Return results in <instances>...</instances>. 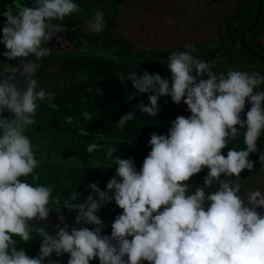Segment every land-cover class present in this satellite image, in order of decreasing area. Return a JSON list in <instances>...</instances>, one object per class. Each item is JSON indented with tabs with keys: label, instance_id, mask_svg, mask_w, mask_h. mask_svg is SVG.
<instances>
[{
	"label": "clouds",
	"instance_id": "obj_1",
	"mask_svg": "<svg viewBox=\"0 0 264 264\" xmlns=\"http://www.w3.org/2000/svg\"><path fill=\"white\" fill-rule=\"evenodd\" d=\"M36 3L33 7L14 0L3 12L0 43L5 51L0 56L5 60L50 56L51 49L42 44L66 28L52 21L62 22L81 11L74 0ZM104 28L98 12L92 31L99 34ZM184 47L186 51L174 50L168 56L167 78L130 72L127 79L136 91L127 100L147 94L148 104L139 102V111L156 117L158 100L167 96L175 104L183 102L190 115L177 116L166 134L151 133L150 151L138 171L133 158L117 155L115 175L105 190L96 182L88 184L97 198L90 193L83 203H72L80 195L76 190L67 198H53V186L39 183L35 171L43 157L37 158L40 144L33 143L28 131L37 124L38 102L50 101L55 94L37 91L34 78H28L25 87L17 65H6L0 72V264H59L64 253L70 257L67 264H264V193L246 187L241 177L253 172L257 163L264 164V150L258 147L264 135V75L235 68L217 73L212 63L194 55L195 45ZM37 68L33 62L29 71L34 74ZM134 115H122L117 127L122 130ZM65 120L73 123L72 116ZM240 136L245 147H229ZM101 147L89 143L86 152ZM116 152V147H108L106 159ZM202 172V183L194 185L193 177ZM242 189L246 201L239 194ZM61 199L69 211L78 210L77 224L92 227L69 229L61 213L57 218L64 226H55V236L36 228L47 221L50 200ZM112 202L122 211L107 235L103 230L108 225L97 213ZM33 231L43 237L37 256L18 248L21 241L32 239Z\"/></svg>",
	"mask_w": 264,
	"mask_h": 264
},
{
	"label": "rangeland",
	"instance_id": "obj_2",
	"mask_svg": "<svg viewBox=\"0 0 264 264\" xmlns=\"http://www.w3.org/2000/svg\"><path fill=\"white\" fill-rule=\"evenodd\" d=\"M74 2L80 5V12L66 17L62 22L52 21L54 24L62 23L66 28L55 33L59 45L49 47L51 49L50 56L41 60H36L34 56H29L26 59L5 60L4 57L0 56V72L5 70L6 65H17L24 73L19 77L20 80L25 83L28 78L36 79L37 76H41L43 81L47 83L46 86L50 82L53 83L52 89H50L52 92L59 91L63 84L73 88L75 79L77 82L81 81V74L87 77L91 73V77L99 78L101 83L92 80L97 88L93 94V99L97 101V106L106 105V109L96 107L101 109L105 116L99 118V126L90 127L82 124L85 129L93 134H104L108 138L121 136L128 139L142 138L148 140L153 132L166 134L170 122L176 117L172 116L167 108L160 103H158L160 111L156 117L141 113L138 104L141 101L145 105L148 104L147 94L134 95L131 101L127 100L128 95L134 94L136 91L132 88L127 75L135 71L139 77L144 71H148L150 74L158 73L162 78L169 77L170 73L166 68L168 56L174 50L186 51L187 49L184 47L186 44L195 45L196 52L194 55L212 63L214 65L213 71L217 73L235 68L249 71V73L258 71L264 75V61L259 57L260 53L264 55V0L258 23L245 36L248 49L250 50V45L254 48L252 53L249 50H243V52L240 46L230 44V31L237 32L252 27L257 10L255 0H74ZM36 6L38 5L36 4ZM85 8L87 13L92 12L91 16L80 19ZM98 12L103 14L105 24L104 31L99 34L92 31L95 15ZM74 15L77 18L70 20L69 18L75 17ZM2 27L3 20L0 22V29ZM43 46H47V43L42 44ZM3 51H5L4 45L0 43V52ZM115 55L133 59L130 58L127 61L123 59L121 63H117L116 60L110 59ZM33 62L38 65L34 74L29 71V66ZM120 67L121 70H119ZM117 75H120L122 83L129 88L126 85L117 84ZM105 83L109 85V91ZM88 87L93 88L94 85L90 83ZM88 87L86 85V88ZM66 90L64 89V94ZM65 95V99L61 98L63 102L79 100L82 103L81 107L69 111L72 116H76L77 112L83 111L85 108L87 109L90 101L88 97L79 95L77 99H74L73 96ZM84 97L85 99H83ZM62 101H60L61 104ZM108 101L110 102L107 103ZM45 102L50 101L46 99ZM48 107L51 110L48 114H54L56 110H53L50 105ZM96 108L92 106L93 111ZM129 112H133L135 115L133 120L125 122L124 129L119 128L118 131H110L106 127L105 124L110 123L114 115L120 118ZM71 114L65 116L68 117ZM101 124L103 125L101 126ZM73 125H75L74 122L70 125L72 132L73 127H75ZM258 147L264 150V141ZM250 158L256 160L257 156L253 155ZM143 159L134 158L133 162L135 164L139 161L142 164ZM54 160L61 165L76 167H84L92 162L90 158L78 160L57 157ZM204 175L205 173L202 172L193 178L192 183L194 185L202 183ZM241 177L242 183L246 187L260 188L264 193V164L257 163L253 172L246 171L241 174ZM239 194L245 201L247 200V193L244 189ZM121 211L114 202L106 203L99 210L97 215L108 225L103 230V234L110 235L111 222ZM77 214L78 210L72 211V220L77 228L92 227L91 225H84L83 221L77 224ZM14 239L19 240V237H14ZM20 245L25 249L30 247L31 249H29L33 251L29 242L21 241ZM29 255L34 256V253ZM91 264H96L95 260Z\"/></svg>",
	"mask_w": 264,
	"mask_h": 264
},
{
	"label": "trees",
	"instance_id": "obj_3",
	"mask_svg": "<svg viewBox=\"0 0 264 264\" xmlns=\"http://www.w3.org/2000/svg\"><path fill=\"white\" fill-rule=\"evenodd\" d=\"M19 2L25 3L28 6L33 5L34 7L37 4L36 0H19ZM255 3L257 6L256 1ZM13 4H14V0H0V19L1 20H4L3 12L6 11L7 8L9 6H12ZM91 13H87L86 8H85V12L82 14V18L80 19L86 18L87 16H91ZM74 16L75 17H71L69 19L74 20V18H77L76 15ZM248 33H249L248 29L240 30L237 32L230 31V34H231L230 44L240 46L242 51L249 50L247 44L245 43V36ZM0 36H2V33H0ZM130 58L131 57L125 58V57H121L117 55L113 56L112 58L110 57V59L116 60L117 63L118 62L121 63L123 59L124 61H127ZM134 60L139 61L137 59H134ZM121 69L122 68L120 67L119 70ZM91 76H92L91 73L87 77H84L81 74L80 75L81 81L77 82V80L75 79L74 81L75 85L73 88L71 86L69 87L68 85L65 86V84H63L61 85V89L55 92H52L50 90L52 89V86H53L52 82H50L49 85L46 86L47 83L43 81L41 76H37L36 78L37 79V89H36L37 91L40 88H44L46 92H52L55 94L54 98L50 100V102L48 103H46L45 101L38 102L40 107L38 108L37 115H36L37 124L35 126H30L31 128L28 131V135L32 138L33 143L40 144V148L37 153V158L40 159L41 157H43L42 165L38 169L35 170L36 173L39 175V183L48 184V185L53 186V198H59L61 196L64 198H67L73 190L80 192V195L77 198L87 197V195L90 193L93 196H96V194L92 193V190L88 188V184L96 182L98 183V186L101 189V191H104L108 180L112 176L115 175L116 166L114 165V158L117 155H119L120 158L122 159H127L130 157L133 159L134 158L143 159L142 156H146L147 153L150 151V146L148 145V141H149L148 139H144V140L143 139H128V138H123L121 136L119 137L116 136L117 138L116 137L108 138L104 134H99V135H96L97 133L93 134L89 132L88 129H85L83 127V125H86V126L89 125L90 127L97 126V125L99 126L100 125V123L98 122L99 118L101 119L102 117L105 116V113L101 112L102 111L101 109L105 108L106 105L104 106L98 105L99 107H101V109H98L96 108L98 107L97 106L98 103L97 101H95V99H93L94 97L93 94L95 93V91H97L96 90L97 88H96L95 83L92 82V80L94 79L95 81H98V83H101L102 81L97 77L93 78ZM76 77H77V74H76ZM90 83L94 85L93 88L88 87L90 86ZM117 84L119 85L123 84L124 86L126 85L122 83V79L120 75H117ZM86 85L88 88H86ZM105 86H107L108 91H109V88H110L109 85L106 84ZM45 87H48V88H45ZM64 89H67L65 94H67L69 97L73 96L74 99H77L79 95H84L85 97H88L90 101L87 105V109L85 108V105H83L84 108L88 111L84 109L83 111L77 112L76 116H72V114L69 113V111L76 107H81L82 103L79 100L63 102L61 98L63 99L66 98V95L64 94L65 92ZM85 97L83 99H85ZM60 101L63 102L62 103L63 106L60 103ZM110 101H108L107 103H109ZM158 103L162 104L159 101ZM50 104L56 105V107L53 108V110H56V111H54V114L52 115L50 113L51 116L48 114V112L51 111L50 108L48 107V105ZM92 106H94V108H96L97 110L95 109L93 111ZM98 110L100 114L97 113ZM85 112L91 116L90 120L85 119L83 115V113ZM169 113L172 116H174L170 111ZM67 114H71V116L73 117V122L75 123V125H73L75 126L73 127V132L71 129L72 126L67 124L65 120V118L67 117L65 115ZM5 115H7V113H5ZM108 119H110V117H108ZM119 119H120L119 117L114 115L113 120H111L110 123L105 124L106 127L110 131H116V130L118 131L119 128L117 127V123H115V121H119ZM102 125L103 124H101V126ZM261 138L262 140L258 141V145L262 141H264V135H262ZM89 143H98L102 147L98 151L88 154L86 152V147ZM108 147L117 148V152L113 154V159H106L105 157V152ZM57 157H66V158H72V159H78V160L90 158L92 162L91 164L89 163L87 166H84V167L67 166V165L58 164L54 160ZM141 165H142L141 162L135 163L137 171L139 170ZM27 179L31 181V177ZM28 242L33 247V251L30 250L31 249L30 247H28L27 249L25 248L24 249L26 250L28 255L30 253L31 255L34 253V256H36L35 246H36L37 239L34 238V236H32V239ZM20 247L21 245L19 244L18 248Z\"/></svg>",
	"mask_w": 264,
	"mask_h": 264
},
{
	"label": "water",
	"instance_id": "obj_4",
	"mask_svg": "<svg viewBox=\"0 0 264 264\" xmlns=\"http://www.w3.org/2000/svg\"><path fill=\"white\" fill-rule=\"evenodd\" d=\"M257 2V10H256V15H255V21L252 25V27L249 30H251L257 23L259 20V16L261 13V10L263 8V0H255ZM54 40V37L51 38V43ZM51 45V44H50ZM27 86V83H26ZM264 90V89H262ZM159 102H161L175 117L179 116V115H184V116H188L190 115V112L187 110V106L185 104H183V102H181L179 105L175 104L171 101L170 97H161L159 100ZM250 107V105L246 106L245 111H247V108ZM243 131V130H242ZM262 140V138L260 137V139L258 141ZM229 147H237L239 148H243L245 147L243 145V137L240 136L238 137V139L236 141H233L232 143L229 144ZM224 154L226 155V151L227 149L223 150ZM111 194V193H110ZM94 199L97 198L96 196H93ZM86 197L83 198H77L76 201L72 202V203H83L85 201ZM57 205V209L56 210H51L49 217L47 218V221H40L39 224L36 225L37 226H50V230L48 232L49 235L55 236L56 235V228L55 226L57 224L60 225V227H63L64 225L60 223V221L58 220V215H60L61 213L64 215V223L69 225V229L72 228L70 222H69V217H68V208L65 207L64 205V201L63 200H59V203H54ZM51 207V206H50ZM69 254L64 253L60 258H59V264H67V261L69 259ZM52 259L56 260L57 256L55 253L52 254Z\"/></svg>",
	"mask_w": 264,
	"mask_h": 264
},
{
	"label": "flooded vegetation",
	"instance_id": "obj_5",
	"mask_svg": "<svg viewBox=\"0 0 264 264\" xmlns=\"http://www.w3.org/2000/svg\"><path fill=\"white\" fill-rule=\"evenodd\" d=\"M52 37H54V40L52 41V43H51V41H49V42H47V46L48 47H52V46H54V45H59V42H57V35L54 33L53 34V36ZM51 37V38H52ZM51 40V39H50ZM51 44V45H50ZM250 52L252 53L253 51H254V48L250 45ZM262 56H264L263 54H259V57H261L260 59H262L263 61H264V57H262ZM20 81H23V80H20ZM23 83H24V81H23ZM26 83L27 82H25L24 83V86L26 87ZM142 139V138H141ZM144 140V139H143ZM143 158L145 157V156H142ZM138 160H141L140 158L138 159ZM143 162V161H142ZM136 163H140V162H136ZM199 176V175H198ZM197 177V176H196ZM193 178H195V177H193ZM50 206H51V208L53 209V210H56L57 209V205L56 204H54V203H52L51 201H50ZM72 211L73 210H71V211H69V209H68V217H69V222H70V224H71V226L72 227H75V228H77V226H76V224H75V222L72 220ZM36 228H44L45 229V231H47V232H49V230H50V226H46V225H43V226H37ZM78 229V228H77ZM31 234H33L32 236H34V238H36L37 239V242H36V246H35V248H36V253H35V255L37 256L38 254H39V250H40V244L42 243V240H43V237L39 234V232L38 231H33ZM95 262H96V264H98V262H97V260H95Z\"/></svg>",
	"mask_w": 264,
	"mask_h": 264
},
{
	"label": "crops",
	"instance_id": "obj_6",
	"mask_svg": "<svg viewBox=\"0 0 264 264\" xmlns=\"http://www.w3.org/2000/svg\"><path fill=\"white\" fill-rule=\"evenodd\" d=\"M0 22H1V20H0Z\"/></svg>",
	"mask_w": 264,
	"mask_h": 264
}]
</instances>
